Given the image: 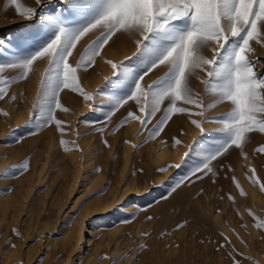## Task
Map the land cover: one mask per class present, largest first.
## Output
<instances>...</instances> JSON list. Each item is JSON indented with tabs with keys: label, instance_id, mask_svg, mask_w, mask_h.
Segmentation results:
<instances>
[{
	"label": "rangeland",
	"instance_id": "obj_1",
	"mask_svg": "<svg viewBox=\"0 0 264 264\" xmlns=\"http://www.w3.org/2000/svg\"><path fill=\"white\" fill-rule=\"evenodd\" d=\"M20 2L28 7H36L35 0ZM46 3L51 7L55 5V0H46ZM32 30V24L16 14L8 0H0V39L5 41L0 46V62H6L17 52L16 42L9 44L7 40L12 37L22 39ZM123 39L127 40L119 37L115 44ZM115 44L105 46L103 50V54L114 62L131 57L135 50L129 41L125 52L112 54ZM85 46L78 44L77 47L82 52ZM253 46L261 63H264V49L254 42ZM76 59H79V54ZM97 60L95 71L84 78L86 91L101 85L103 77L111 72L109 65L99 58ZM44 67L45 63H39L30 79L13 83L5 101H0V110L8 113L7 116L0 114V174L25 160L30 162L29 171L16 178L0 175V201H8L6 207L0 208V264H181L186 254L194 253L195 246L203 250L214 264H232L227 253L233 247L237 253L243 254L236 256L241 264H252V261L264 264V230L254 227L248 214L251 210L258 218L264 219V192L257 184L261 198L254 200L258 205L254 207L245 184L253 185L248 180L250 168L255 169L256 178L264 183V154L255 152L256 147L264 144V134H250L244 151L251 165H242V178L239 176V150H230L213 162L216 176L194 179L193 183H187L170 199L163 201L161 194L188 173L204 154L190 155L181 161L189 150L193 136L200 135L198 130L186 117L177 116L159 137L144 142L152 124L137 135L140 122L131 120L113 133L112 129L126 114L122 110L101 134L97 129L102 120L94 118L102 117L107 110V96L101 95L94 101L98 110L93 112L87 107V103L91 102H85L83 97L65 89L61 93L62 103L70 111L58 113V118L65 122L63 133L49 126L40 129L36 135H29L35 129V123L26 124V121L29 120L40 72ZM257 68L264 74V67L257 65ZM16 72L7 69L4 75L11 78ZM193 84L203 94V85L196 80H193ZM13 95L15 100L11 99ZM204 100L209 104L214 103L215 98L208 94ZM227 110L226 104H220L207 114L217 116ZM205 127L209 129V136L219 137L215 131L219 127L217 123L210 122ZM21 137L22 141L15 143ZM172 137H177L181 143L173 147ZM61 139L65 141L63 146L59 143ZM105 139L110 147L103 143ZM125 140L131 143H125ZM132 144L141 146L134 149ZM77 145L79 150H76ZM161 150L166 151V157L160 162L152 161L153 154ZM175 150H178V156H174ZM176 164H181V167H168ZM229 165L231 171L228 170ZM160 168H167V171H157ZM233 176L244 196L240 195L233 183ZM215 181L223 182L224 192L235 198L234 202L228 198L225 202L231 206L234 214H241V217L230 220L225 217L230 230L225 235L230 237L232 243L219 250L218 245L225 243L222 235L213 241L201 236L197 244L190 242L192 207L196 201L204 202L205 198L212 197L209 182ZM9 188L11 191H7ZM240 202L244 206L243 212L239 207ZM131 214L135 215V219L130 224L122 223L124 219L131 218ZM147 216L154 219L149 221ZM181 222H184V226L176 230V225ZM14 228L19 235L13 234ZM77 228L84 232V238L80 235L73 240V236H70L72 232L75 234ZM142 232L149 235L145 237L141 235ZM162 232L166 235L162 236ZM237 233L245 244L236 238ZM142 243L147 245L143 250L139 247ZM12 244H15L14 248Z\"/></svg>",
	"mask_w": 264,
	"mask_h": 264
},
{
	"label": "snow or ice",
	"instance_id": "obj_2",
	"mask_svg": "<svg viewBox=\"0 0 264 264\" xmlns=\"http://www.w3.org/2000/svg\"><path fill=\"white\" fill-rule=\"evenodd\" d=\"M8 4L32 24L33 30L22 39L7 40L9 44L16 42L17 52L6 62H0V101H5L13 83L27 81L38 64L45 63L26 121V124L35 123L29 135H36L49 126L63 133L65 122L58 118V113L70 111L62 103L61 93L65 89L91 102L87 107L93 112L98 110L94 101L101 95L107 96V110L102 117L94 118L102 120L97 129L101 134L122 110L126 114L112 129L113 133L131 120L140 122L137 135L152 124L144 142L159 137L177 116H184L200 135L193 136L181 161L190 155L204 154L188 173L161 194V200L167 201L194 179L216 176L213 162L230 150H239V155L247 159L244 147L250 134H264V74L257 68V65L264 67V63L253 46L254 42L264 49V0H55L51 7L46 0H35L36 7L25 6L20 0H8ZM119 37L130 41L135 50L131 57L114 62L103 50L115 44ZM4 42L0 39V46ZM78 44H86L82 52ZM77 54L79 59H76ZM97 58L109 65L111 72L103 77L101 85L86 91L83 81L95 71ZM7 69L17 70L16 75L6 77ZM193 80L203 85V94ZM208 94L214 96V103H205L204 96ZM11 99L15 100V95ZM220 104H226L228 110L217 116L207 114ZM0 114L8 115L2 110ZM210 122L219 125L215 130L219 137L208 135L205 124ZM22 139L18 138L15 143ZM59 143L63 146L65 141L61 139ZM103 143L110 147L106 139ZM125 143L131 142L125 140ZM180 143V139L172 137L173 147ZM140 146L132 144L134 149ZM76 150H79L78 145ZM255 152L264 154V144L256 147ZM168 167L180 168L181 164ZM29 168L30 162L25 160L6 168L0 175L16 178ZM228 170H232L231 165ZM157 171L163 173L167 168ZM249 172L248 180L253 185L259 184L264 192V183L256 178L255 169L250 168ZM232 180L244 196L236 177ZM228 199L235 200L231 194ZM248 214L253 226L264 230V219L251 210ZM133 219L135 215L131 214V218L122 223L130 224ZM146 219L151 221L154 217ZM183 226L184 222L178 223L176 230ZM12 232L19 235L15 228ZM141 235L147 237L149 233ZM221 235L225 243L219 244L217 250L232 243L229 236ZM236 238L245 244L238 233ZM139 247L143 250L147 245L142 243ZM238 254L243 255L234 247L228 251L232 264H241L236 259ZM252 264L257 262L252 261Z\"/></svg>",
	"mask_w": 264,
	"mask_h": 264
},
{
	"label": "bare ground",
	"instance_id": "obj_3",
	"mask_svg": "<svg viewBox=\"0 0 264 264\" xmlns=\"http://www.w3.org/2000/svg\"><path fill=\"white\" fill-rule=\"evenodd\" d=\"M116 47L113 48L112 54L117 52H125L124 50L128 47L129 41L128 40H119L117 44H115ZM174 156H178L179 152L178 150L174 151ZM248 156V154H247ZM166 157V151L161 150L157 153H154L152 156V161L154 162H160L163 158ZM232 159V158H231ZM239 176L242 178L243 171L241 169L242 165L245 164L247 166H250L251 161L249 157L245 159L243 156L239 158ZM223 183V182H222ZM219 181L215 182H209V189L212 194L211 198H205L204 202L196 201L192 207V226H191V240L193 244H197L196 242L199 237H207L211 241L216 240L218 237H220L221 233L228 234L230 233L229 227L225 223V217H227L229 220L232 219V217H239L241 214H234V211L232 210L231 206L227 205V202L225 200L228 198V194H226L224 185ZM246 187L248 188V191L250 193V198L252 199V204L254 207L258 206L255 203V199H258V201L261 198L260 193L257 191L256 185H249L247 183ZM208 186V183H207ZM219 187V189H218ZM194 189H196V186H194ZM218 189V190H217ZM8 204L7 200L0 201V208L6 207ZM239 207L241 212L244 211L243 203H239ZM257 210L259 208H256ZM245 215V214H244ZM241 217V216H240ZM248 217V216H244ZM92 226L93 228L96 227ZM220 230V231H218ZM77 232V233H76ZM85 232L90 233V231ZM109 234L111 233V230L108 231ZM108 234V235H109ZM81 235V238H84V232L80 230V228L75 229V234L72 232L70 238L73 240L78 239V237ZM206 238V239H207ZM201 239V238H199ZM203 248V247H201ZM205 248V246H204ZM194 253L186 254L185 261H182L181 264H214V262H211L207 258V254L204 253L203 250H200L197 246L194 248ZM210 258V257H209ZM261 258V257H260Z\"/></svg>",
	"mask_w": 264,
	"mask_h": 264
}]
</instances>
